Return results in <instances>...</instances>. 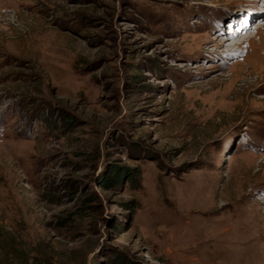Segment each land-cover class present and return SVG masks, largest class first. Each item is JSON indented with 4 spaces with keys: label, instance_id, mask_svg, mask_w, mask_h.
I'll return each instance as SVG.
<instances>
[{
    "label": "rangeland",
    "instance_id": "rangeland-1",
    "mask_svg": "<svg viewBox=\"0 0 264 264\" xmlns=\"http://www.w3.org/2000/svg\"><path fill=\"white\" fill-rule=\"evenodd\" d=\"M0 264H264V0H0Z\"/></svg>",
    "mask_w": 264,
    "mask_h": 264
},
{
    "label": "trees",
    "instance_id": "trees-1",
    "mask_svg": "<svg viewBox=\"0 0 264 264\" xmlns=\"http://www.w3.org/2000/svg\"><path fill=\"white\" fill-rule=\"evenodd\" d=\"M136 177H137L136 174L132 175L129 177L128 180L133 181ZM119 180H121V174L117 170L113 169L111 171L107 186H109V187L115 186Z\"/></svg>",
    "mask_w": 264,
    "mask_h": 264
}]
</instances>
